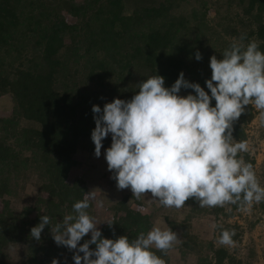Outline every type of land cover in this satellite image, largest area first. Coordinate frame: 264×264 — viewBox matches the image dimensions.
<instances>
[{"label":"trees","instance_id":"16d2710c","mask_svg":"<svg viewBox=\"0 0 264 264\" xmlns=\"http://www.w3.org/2000/svg\"><path fill=\"white\" fill-rule=\"evenodd\" d=\"M242 34L245 45L255 40L264 52V0H0V97L7 95L11 102L8 114L0 116V264H52L53 259L65 264L64 254L68 264H75L76 250L57 245L51 224L40 240L31 229L43 215L53 225L62 222L84 198V179L67 178V170L77 151L95 149L93 105L103 109L115 98L130 100L153 75L164 77L170 88L181 72L210 95L205 83L211 78L210 57L222 58ZM188 94L195 95L194 90L179 93ZM253 116L249 104L234 122L237 142L246 139ZM240 155L254 164L248 152ZM258 173L264 187V173ZM33 176L34 191L24 200L22 183ZM124 190L108 207L112 217L99 226L102 238L132 240L151 227L146 214L128 207L134 196L130 188ZM158 206L180 239L176 247L192 255V264H241L224 245L203 242L190 225L203 215L232 216L239 205L201 208L189 199L180 209ZM252 207L264 216V202ZM212 227L217 239L223 230L234 229V243L240 240L237 223L218 220ZM90 239L89 233L79 243ZM152 250L168 264L167 254Z\"/></svg>","mask_w":264,"mask_h":264},{"label":"clouds","instance_id":"9594fccd","mask_svg":"<svg viewBox=\"0 0 264 264\" xmlns=\"http://www.w3.org/2000/svg\"><path fill=\"white\" fill-rule=\"evenodd\" d=\"M245 39L243 34L234 39L222 58L210 57L211 78L205 82L210 95L181 72L170 88L164 77L153 75L138 85L130 100L115 98L103 109L93 105L95 156L100 157L102 141L111 134L105 159L118 189L130 188L137 200L151 193L165 208L180 209L189 199L201 208L233 204L245 209L264 202V187L253 165L240 155L248 152V142H237L232 135L234 122L249 104L264 118V52L255 40L245 45ZM195 58L202 59L199 51ZM182 88L195 95H179ZM90 196L85 193L76 201L62 222L53 225L51 217L43 215L31 236L40 240L51 224L57 245L76 250L75 264H166L152 249L167 254L177 242L174 231L154 226L132 240L126 235L102 238L88 212ZM89 233L91 239L81 245ZM234 235V229L223 230L218 243L231 246Z\"/></svg>","mask_w":264,"mask_h":264},{"label":"rangeland","instance_id":"374dc122","mask_svg":"<svg viewBox=\"0 0 264 264\" xmlns=\"http://www.w3.org/2000/svg\"><path fill=\"white\" fill-rule=\"evenodd\" d=\"M11 102L8 96L0 97V116L7 115L9 112ZM254 107V104H252ZM246 141L248 142V154L254 158L253 168L257 175L258 172L264 173V118L261 117L260 111L254 107V116L245 128ZM111 134L106 138L105 145L101 148L100 157L95 156V149L89 153L85 151H77L73 156L74 164L67 170V178L84 179L86 192L91 193L90 201L93 206L92 216L99 226L110 217L112 212L108 207L121 195L125 190L118 189L117 183L113 180L114 173H110L107 169V161L105 159V152L111 146ZM35 181L34 176L29 178V181L24 180L20 189L23 199L27 198L28 192L34 191ZM21 181L16 180V185H20ZM32 188V189H31ZM31 190V191H30ZM130 192H132L130 190ZM158 202L152 200L151 193L146 194L145 197L137 200L134 197L128 199V207L146 214L152 221L151 230L154 226H159L162 229L168 228L163 218V212L158 209ZM227 207H225L226 209ZM154 209H157L155 211ZM170 212L169 210L166 214ZM123 212L118 211L117 215ZM218 220L227 221L229 223H237L241 227L240 240L231 246H225L228 253L235 260H239L241 264H264V216L258 215L257 211L251 206L250 208L234 210L232 216H219L217 220H212L211 217L203 215L202 217L193 218L190 225L203 241L211 240L218 243L215 237L213 224ZM252 222V223H251ZM100 223V224H99ZM148 230V231H149ZM147 231V232H148ZM91 234V233H90ZM177 242L168 250L169 258L168 264H192L194 258L190 254L182 255L180 249L176 247ZM18 249L14 252L16 253ZM13 253V254H14ZM60 254H63L59 252ZM12 262H16V256L12 255ZM15 260V262H14ZM62 261L68 264L65 254L62 256ZM226 261V260H225Z\"/></svg>","mask_w":264,"mask_h":264}]
</instances>
